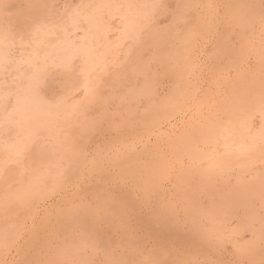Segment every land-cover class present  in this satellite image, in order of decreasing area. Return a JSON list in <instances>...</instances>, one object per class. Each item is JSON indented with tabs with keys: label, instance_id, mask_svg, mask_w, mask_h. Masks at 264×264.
Returning <instances> with one entry per match:
<instances>
[{
	"label": "rangeland",
	"instance_id": "374dc122",
	"mask_svg": "<svg viewBox=\"0 0 264 264\" xmlns=\"http://www.w3.org/2000/svg\"><path fill=\"white\" fill-rule=\"evenodd\" d=\"M98 1L0 0V264H264V0Z\"/></svg>",
	"mask_w": 264,
	"mask_h": 264
},
{
	"label": "bare ground",
	"instance_id": "6f19581e",
	"mask_svg": "<svg viewBox=\"0 0 264 264\" xmlns=\"http://www.w3.org/2000/svg\"><path fill=\"white\" fill-rule=\"evenodd\" d=\"M99 1H100V0H99ZM99 1H98V2H99ZM106 1H107V0H106ZM116 1H117V0H116ZM125 1L127 2V0H125ZM139 1H140V0H139ZM139 1H137V2H139ZM249 1H250V0H249ZM93 2H94V1H93ZM95 2H96V0H95ZM104 2H105V1H104ZM120 2H122V1H120ZM126 2H125V3H126ZM131 2L135 3L134 0L131 1ZM143 2H144V1H143ZM151 2H154V1L151 0ZM246 2H248V1H246ZM88 3H90V1H88ZM100 3H101V2H100ZM106 3H107V2H106ZM108 3H109V2H108ZM108 3H107V6H108ZM110 3H111V0H110ZM110 3H109V5L112 4V3H111V4H110ZM122 3H124V2H122ZM141 3H142V1H141ZM147 3H149V2H147ZM154 3H155V2H154ZM253 3H254V1H253ZM91 4H92V2H91ZM94 4H95V3H94ZM96 4H97V3H96ZM103 4H104V3H103ZM155 4H156V3H155ZM155 4H154V5H155ZM97 5H98V4H97ZM97 5H95V6H97ZM101 5H102V4H100V5L98 6V8L101 7ZM114 5H115V4H114ZM129 5H130V4H129ZM135 5H136V3H135ZM139 5H140V4H139ZM144 5H145V2H144ZM150 5H151V4H150ZM150 5H148V6H150ZM158 5H159V4H158ZM249 5H251L250 8L252 9V4L250 3ZM86 6H87V5H86ZM95 6H94L93 8H95ZM104 6H105V5H104ZM123 6H124V4H123ZM125 6H126V5H125ZM125 6H124V7H125ZM141 6H142V5H141ZM148 6H147V7H148ZM243 6H244V5H243ZM246 6H247V3H246ZM254 6H255V5H254ZM90 7H91V6H90ZM120 7H122V6H120ZM120 7H119V8H120ZM142 7H143V6H142ZM244 7H245V6H244ZM84 8H85V5H84ZM96 8H97V7H96ZM98 8H97L96 10H99V9H100V8H99V9H98ZM110 8H111V7H110ZM112 8H113V7H112ZM125 8H128V7L126 6ZM135 8H136V6H135ZM138 8H139V7L137 6V9H138ZM149 8H150V7H149ZM151 8H152V7H151ZM250 8H249V9H250ZM76 9H78V8H76ZM82 9H83V8H82ZM86 9H87V8H85V10H86ZM106 9H107V8H106ZM123 9H124V8H122L123 15H124V14H125V13H124V10H125V9H124V10H123ZM128 9H129V8H128ZM137 9H136V10H137ZM144 9H145V8H144ZM249 9H248V10H249ZM253 9H254V8H253ZM79 10H81V7H80ZM83 10H84V9H83ZM85 10H84V11H85ZM92 10H93V9L91 8V12H92ZM107 10H108V9H107ZM109 10H110V9H109ZM111 10L114 11L113 9H111ZM118 10H120V9H118ZM131 10H133V8H131ZM142 10H143V8H142ZM146 10H147V8L145 9V11H146ZM148 10H149V9H148ZM153 10H154V9H153ZM77 11H78V10H77ZM86 11H87V10H86ZM104 11H105V10H104ZM112 11H111V12H112ZM115 11H116V10H115ZM140 11H141V10H140V8H139V12H140ZM75 12H76V11H75ZM75 12H74V10H73V13H75ZM78 12H80V11H78ZM99 12H100V11H99ZM119 12H120V11H119ZM126 12H128V11L126 10ZM136 12H137V11H136ZM139 12H137V14H139ZM76 13H77V12H76ZM76 13H75V15H76ZM89 13H90V12H89ZM97 13H98V12H97ZM100 13H101V12H100ZM102 13H103V12H102ZM104 13H105V12H104ZM115 13H116V12H115ZM129 13H130V12H129ZM142 13L144 14V12H142ZM147 13H148V11H147ZM150 13H151V11H150ZM82 14H83V13H82ZM82 14H81V15H82ZM90 14H92V13H90ZM90 14H88V15H90ZM98 14H99V13H98ZM118 14H120V13H118ZM143 14L141 15V12H140L139 17H140V18L143 17L146 13H145L144 15H143ZM70 15H71V14H70ZM72 15H73V14H72ZM77 15H78V13H77ZM86 15H87V14H86ZM114 15H115V14H114ZM116 15H117V14H116ZM121 15H122V13H121ZM121 15H120V16H121ZM140 15H141V16H140ZM82 16H83V15H82ZM82 16H81V17H82ZM91 16L93 17V16H96V15H91ZM97 16H98V15H97ZM97 16H96V17H97ZM99 16H100V15H99ZM107 16H108V14H107ZM109 16H112V15H109ZM124 16H125V15H124ZM133 16H135V12H134V15H133ZM133 16H132V17H133ZM69 17H70V16H69ZM89 17H90V16H89ZM89 17H88V18H89ZM100 17H101V16H100ZM136 17H137V16H136ZM145 17H146V16H145ZM71 18H72V17H71ZM74 18H75V16H74ZM82 18H83V17H82ZM84 18H86L85 15H84ZM88 18H86V19H88ZM111 18H112V17H111ZM115 18L118 19L117 16H116ZM122 18H123V17H122ZM122 18H119V19H122ZM125 18H127V17H125ZM75 19H76V18H75ZM75 19H73V20L75 21ZM79 19H80V17H79ZM89 19H90V18H89ZM89 19H88V20H89ZM92 19H93V18H91V20H89V21H92ZM100 19H101V18H100ZM102 19H103V18H102ZM102 19H101V20H102ZM116 19H115V20H116ZM131 19H132V18H130V20H131ZM133 19H134V18H133ZM133 19H132V20H133ZM68 20H69V19H68ZM70 20L72 21V19H70ZM83 20H84V19H83ZM98 20H99V19H98ZM108 20H109V19H108ZM108 20H107V21H108ZM111 20H112V19H111ZM124 20H125V19H124ZM126 20H127V19H126ZM139 20H140V19H139ZM142 20H143V19H142ZM79 21H80V20H79ZM117 21H118V20H117ZM127 21H128V20H127ZM127 21H126V25H127V23H128ZM140 21H141V20H140ZM84 22H85V21H84ZM87 22H88V21H87ZM93 22H94V20H93ZM130 22H132V21H130ZM135 22H137V21L135 20ZM68 23H69V22H68ZM72 23H74V22H72ZM76 23H78L77 20H76ZM96 23H97V22H96ZM101 23H102V21H100V28H99V29H101V26H102ZM104 23H105V21H104ZM106 23H107V22H106ZM132 23H134V22H132ZM90 24H91V23H90ZM98 24H99V23H98ZM109 24H111V23H109ZM129 24H130V23H128V25H129ZM134 24H135V23H134ZM142 24H143V23H142ZM70 25H71V24H70ZM94 25H96V24H94ZM94 25H93L92 27H94ZM117 25H119V24H117ZM130 25H131V24H130ZM130 25H129V26H130ZM139 25H140V23H139ZM75 26H76V25H75ZM105 26H106V25H105ZM105 26H104V27H105ZM111 26H112V24H111ZM113 26H114V25H113ZM115 26H116V25H115ZM122 26H124V21H123V25H122ZM70 27L72 28V26H70ZM78 27H80V26H78ZM84 27H85V26H84ZM87 27H88V25H87ZM102 27H103V26H102ZM131 27H132V26L129 27V30H130V31H131V29H130ZM135 27H137V25H136ZM65 28H66V27H65ZM85 28H86V27H85ZM89 28H90V27H89ZM96 28H98V27L96 26ZM115 28H116V27H115ZM127 28H128V27H127ZM133 28H134V27H132V29H133ZM57 29H58V28H57ZM91 29H92V28H91ZM93 29H94V28H93ZM104 29H105V28H104ZM108 29H109V28H108ZM117 29H118V28H117ZM120 29H121V28H120ZM124 29H125V31L127 32L125 26H124ZM124 29H121V30L124 31ZM71 30H72V29H71ZM75 30H76V32H77L78 29H75ZM82 30H83V29H82ZM85 30H86V29H85ZM88 30L90 31V29H88ZM88 30H87V31H88ZM114 30H115V29H114ZM129 30H128V31H129ZM136 30H137V29H136ZM58 31H59V29H58ZM61 31H62V30H61ZM87 31H86V32H87ZM98 31H99V30H98ZM104 31H105V30H104ZM106 31H108V30H106ZM110 31L112 32V30H110ZM115 31H116V30H115ZM118 31H120V30L118 29ZM130 31H129V32H130ZM53 32H54V31H53ZM55 32H56V31H55ZM62 32H64V31H62ZM62 32H59V34H56V33H55V34L58 36V35H60V33L62 34ZM68 32H69V30H68ZM72 32H73V31H72ZM82 32H83V31H82ZM99 32H101V31H99ZM102 32H103V31H102ZM129 32H128V33H129ZM133 32H135V31H133ZM45 33H46V32H45ZM49 33H50V32H49ZM49 33H48V34H49ZM64 33H65V32H64ZM73 33H74V32H73ZM83 33H84V32H83ZM93 33H96V31L94 30ZM93 33H92V34H93ZM106 33H107V32H106ZM112 33H113V32H112ZM121 33H122V32H121ZM128 33H125L126 36H127ZM53 34H54V33H53ZM98 34H99V33H98ZM118 34H120V33H118ZM125 34H124V35H125ZM130 34H132V32H131ZM130 34H128V36H129ZM42 35H43V34H42ZM45 35H46V34H45ZM45 35H44V36H45ZM62 35H63V34H62ZM62 35H61V36H62ZM82 35H83V34H82ZM84 35H87V34H84ZM84 35H83V36H84ZM120 35H121V34H120ZM136 35H137V34H136ZM46 36H47V35H46ZM46 36H45V37H46ZM50 36H51V35H49V37H50ZM74 36H76V35L74 34ZM78 36H79V35H78ZM78 36H77V37H78ZM96 36H97V35H96ZM101 36H103V35L101 34ZM109 36H110V35H109ZM118 36H119V35H118ZM51 37H52V36H51ZM54 37H55V36H54ZM80 37H81V35H80ZM80 37H78V38L80 39ZM103 37H104V36H103ZM106 37H108V36H105V39H106ZM112 37H113V36H112ZM122 37H123V34H122ZM52 38H53V37H52ZM64 38L67 39V38L64 36V37H63V40H64ZM88 38H89V37H87L86 40H87ZM94 38H95V37H94ZM94 38H93V39H94ZM96 38H99V37H96ZM110 38H111V37H110ZM110 38H109V39H110ZM114 38H115V37H113V39H114ZM116 38H117V37H116ZM116 38H115V40H116ZM43 39H44V37H43ZM49 39H50V38H49ZM59 39H61L60 36H59ZM82 39H83V38H82ZM84 39H85V38H84ZM103 39H104V38H103ZM117 39H118V38H117ZM121 39H122V38H121ZM7 40H8V39H7ZM40 40H42V39H40ZM46 40H47V43H48V38H46ZM52 40H53V39H52ZM57 40H58V39H57ZM61 40H62V39H61ZM74 40H75V39H74ZM44 41H45V39H44ZM58 41H59V40H58ZM58 41H57V42H58ZM64 41H66V40H64ZM64 41H62V42H64ZM78 41H80V43H81L82 40H78ZM94 41H96V40H94ZM98 41H99V40H98ZM104 41H105V40H104ZM109 41H111V40H109ZM109 41H107V42H109ZM117 41H118V40H117ZM263 41H264V40H263ZM2 42H4V41H2ZM36 42H37V39H36ZM57 42H56V43H57ZM62 42L60 41L61 44H62ZM66 42H68V40H67ZM66 42H64V44H65ZM69 42H70V41H69ZM83 42H84V41H83ZM86 42H88V40H87ZM105 42H106V41H105ZM113 42H114V44L117 45L118 42H120V41H118L117 43H115L116 41H113ZM222 42H223V41H222ZM0 43H1V42H0ZM38 43H42V41H41V42H38ZM38 43H37V44L35 43L36 46L38 45ZM54 43H55V42H54ZM56 43H55V44H56ZM60 43H59V44H60ZM84 43H85V42H84ZM88 43H90V42H88ZM94 43H96V42H94ZM99 43H100V42H99ZM99 43H98V44H99ZM102 43H103V41L101 42V45H102ZM1 44H5V43H1ZM35 44H34V46H35ZM45 44H46V43H45ZM48 44H49V45H48ZM48 44H46V47H44L45 49L47 48V45L50 46V42H49ZM51 44H53V43H51ZM64 44H63V45H64ZM66 44H67V43H66ZM70 44H71V43H70ZM85 44H87V43H85ZM104 44H105V46H106L107 43H104ZM114 44H113V45H114ZM263 44H264V43H263ZM42 45H44V43H43ZM71 45L73 46V44H71ZM90 45H93V44H90ZM99 45H100V44H99ZM111 45H112V44H111ZM2 46H3V45H2ZM36 46H35V47H36ZM51 46H52V45H51ZM56 46H57V44H56ZM58 46H59V45H58ZM66 46H67V45H66ZM75 46H76V45H75ZM94 46H95V45H94ZM105 46H104V49H106ZM37 47H38V46H37ZM37 47H36V51H37ZM42 47H43V46H42ZM52 47H54V45H53ZM52 47H51V48H52ZM78 47H79V46H78ZM83 47H84V46H83ZM92 47H93V46H91V48H92ZM99 47H100V46H99ZM113 47H114V46H113ZM1 48H2V47H1ZM7 48H8V47H7ZM48 48H50V47H48ZM55 48H57V47H55ZM64 48H66V47H64ZM69 48H70V49H67V50L70 51L72 47H69ZM81 48H82V46H81ZM84 48H85V47H84ZM84 48H83V49H84ZM89 48H90V46H89ZM91 48H90V49H91ZM93 48H94V47H93ZM4 49H5V47H4ZM4 49H3V50H4ZM30 49H34V48H30ZM58 49H59V48H58ZM58 49H57V50L54 49V51L51 50V49H49V51H52L53 53L47 51V54H50V53H51L50 55H51L52 58H53V54H54V52H57ZM76 49H77V47H76ZM83 49H81V50L83 51ZM109 49H112V46H111V48H109ZM109 49H108V50H109ZM3 50H2V53H3ZM55 50H56V51H55ZM60 50H61V48L59 49V52H60ZM63 50H64V49H62V51H63ZM73 50H74V47H73ZM81 50H80V51H81ZM95 50H96V49H95ZM100 50H101V49H100ZM23 51H24V50H23ZM23 51H22V52H23ZM30 51H31V50H30ZM32 51H33V52H36V51H34V50H32ZM32 51H31V53H32ZM44 51H46V50H44ZM75 51H76V50H75ZM84 51H85V52H83V54H86V51H89V49H88V50L84 49ZM91 51H92V49H91ZM102 51H103V50H102ZM5 52H6V51H5ZM8 52H9V51H8ZM22 52H21V53H22ZM27 52L29 53V51H27ZM48 52H49V53H48ZM66 52H67V51H66ZM71 52H72V51H71ZM96 52H97V51H96ZM98 52H99V51H98ZM100 52H101V51H100ZM100 52H99V54H100ZM103 52H104V51H103ZM106 52H107V51H106ZM106 52H104V53H106ZM109 52H110V51H109ZM109 52H107V53H109ZM0 53H1V52H0ZM6 53H7V52H6ZM6 53H5V54H6ZM67 53H68V52H67ZM67 53H66V54H67ZM78 53H79V52H77V54H78ZM107 53H106V55H108ZM3 54H4V53H3ZM3 54H2V56H3ZM5 54H4V55H5ZM18 54H19V53L17 52V57H18ZM25 54H26V53H25ZM33 54H34V53H32V55L29 56L28 58L32 57ZM47 54L45 55V53H43L42 55H43V57H45V56L49 57ZM57 54H58V52L56 53V55H57ZM73 54H74V56H75L76 52L73 53ZM90 54H91L90 57H92V53H90ZM95 54H96V53H94V56H95ZM97 54H98V53H97ZM97 54H96V55H97ZM7 55H8V54H7ZM9 55H10V53H9ZM12 55H13V54H12ZM19 55H20V54H19ZM21 55H23V54H21ZM26 55H28V54H26ZM29 55H30V54H29ZM62 55L64 56V52L62 53ZM70 55H71V53H70ZM79 55H80L81 57H83L82 53L79 54ZM79 55H78V57H79ZM101 55H102V54H101ZM15 56H16V54H15ZM35 56H36V55L33 56L34 59H36ZM63 56L60 57V58L58 59V61H59L60 59L64 58L65 63H67L68 58L71 57V56H66L67 59H66V57H63ZM87 56H88V54H87ZM104 56H105V55H104ZM104 56H101V57H98V56H97V57H98L99 60H100V58H103ZM0 57H1V56H0ZM5 57H6V56H5ZM8 57H11V56H8ZM17 57H16V58H17ZM24 57H25V56H24ZM43 57L41 56V59H43ZM57 57H58V56H57ZM85 57H86V55H85ZM2 58H3V60H4V57H2ZM11 58H12V57H11ZM18 58H19V57H18ZM52 58H51V59H52ZM54 58H55V57H54ZM74 58H75V57H74ZM79 58H80V57H79ZM86 58H87V57H86ZM86 58H85V59H86ZM95 58H96V57H95ZM98 58H97V59H98ZM262 58H263V57H262ZM0 59H1V58H0ZM22 59H24V62H25V63L27 62V61H25V58L22 57ZM30 59H32L31 62L34 61L33 58H30ZM41 59L38 58V60H41ZM44 59H45V58H44ZM44 59H43V60H44ZM51 59H50V61H51ZM65 59H66L67 61H66ZM69 59L72 60V58H69ZM87 59H88V58H87ZM97 59H96V60H97ZM105 59H106V58H105ZM1 60H2V59H1ZM1 60H0V61H1ZM8 60H9V59H8ZM8 60H6V61H8ZM13 60H14V58H13ZM15 60H16V59H15ZM20 60H21V59H20ZM36 60H37V59H36ZM56 60H57V58L55 59V61H56ZM62 60H63V59H62ZM62 60H60L59 63L61 64V62H62V63H63L62 65L66 66V64H65ZM89 60H90V59H89ZM6 61H5V62H6ZM18 61H19V60H18ZM21 61H23V60H21ZM48 61H49V58H48ZM87 61H88V60H87ZM93 61H95V60L92 59V62H93ZM14 62H17V61H14ZM24 62H23V63H24ZM28 62H30L29 59H28ZM28 62H27V63H28ZM34 62H35V61H34ZM37 62H38V61H37ZM41 62H42V61H41ZM41 62H40V63H41ZM51 62L53 63V60H52ZM84 62H86V61H84ZM90 62H91V61H90ZM102 62H104V61H102ZM6 63H7V62H6ZM6 63H5V64H6ZM8 63H9V62H8ZM10 63H11V61H10ZM18 63H19V62H18ZM42 63H43V62H42ZM59 63L56 62V63H53V64H58V65H59ZM86 63H87V62H86ZM98 63H99V61L97 62V64H98ZM225 63H226V62H225ZM13 64H14V63H13ZM19 64L21 65L22 63H19ZM32 64H33V63H32ZM38 64H39V63H38ZM53 64H52V66H54ZM83 64L86 65L85 63H83ZM89 64H91V63H89ZM93 64H94V62H93ZM2 65H4V64H2ZM6 65H8V64H6ZM11 65H12V64H11ZM17 65H18V64H17ZM28 65H29V63H28ZM34 65H35V64H34ZM84 65H82V66H84ZM91 65H92V64H91ZM91 65H90V66H91ZM95 65H96V64H95ZM29 66H30V65H29ZM36 66L40 67L39 65H36ZM48 66H49V65H48ZM87 66H88V64H87ZM93 66H94V65H93ZM3 67H4V66H3ZM5 67H6V66H5ZM5 67H4V68H5ZM8 67H9V66H8ZM14 67H16V66L14 65ZM26 67H27V65H26ZM32 67H33V66H32ZM43 67H44V66H43ZM94 67H95V66H94ZM96 67H97V65H96ZM98 67L100 68V65H99ZM6 68H7V67H6ZM17 68H19V67L17 66ZM24 68H25V67H24ZM30 68H31V67H30ZM44 68H45V67H44ZM82 68H83V67H82ZM89 68H90V67H89ZM89 68L87 67V69H89ZM91 68H92V66H91ZM102 68H103V66H101V69H102ZM10 69H11V72H12L13 67H12V68L10 67ZM14 69L17 70L16 68H14ZM35 69H37V68H34V70H35ZM2 70H3V68H2ZM21 70H22V68H21ZM21 70H20V71H21ZM29 70H30V69H29ZM31 70H33V68H31ZM40 70H42V68H40ZM92 70H93V68H92ZM26 71H27V70H26ZM44 71H45V70H44ZM1 72H2V71H1ZM1 72H0V73H1ZM13 72H14V71H13ZM36 72H37V71H35V73H36ZM84 72H87V71H84ZM84 72H82V73H84ZM7 73H8V72H7ZM7 73H6V74H7ZM17 73L20 74V72H17ZM21 73H22V72H21ZM23 73H24V72H23ZM38 73H41V74H42V71H41V72L38 71ZM87 73L89 74V73H91V71H89V72H87ZM45 74H46V73H45ZM85 74H86V73H85ZM10 75H13V74H10ZM21 75H22V74H21ZM23 75H25V73H24ZM28 75H29V76H36L35 74H34V75H33V74H32V75L28 74ZM15 76H16V75H15ZM15 76H14V77H15ZM25 76H26V75H25ZM85 76H87V75H85ZM0 77H1V75H0ZM18 77H19V76H17V78H18ZM27 77H28V76H27ZM36 77L38 78L39 75L36 76ZM41 77H42V76H41ZM30 78L33 79V77H30ZM37 78H35L36 81H35V79H33L34 82H33L32 79H31V81L33 82L32 87H33V85H34L35 82L38 83V80H39L40 77L38 78V80H37ZM86 78H87V77H86ZM2 79H3V78H2ZM17 80H18V79H17ZM84 80H85V79H84ZM92 80H93V79H92ZM41 81H43V80L41 79ZM0 82H2V81L0 80ZM32 82H31V83H32ZM36 83H35V84H36ZM40 83H41V82H40ZM0 84H1V83H0ZM28 84H29V83H28ZM38 84H39V83H38ZM2 85H3V84H2ZM40 85L43 86V83L40 84ZM40 85H39V87H40ZM34 86L36 87V85H34ZM84 86H85V85H84ZM27 87H28V86H27ZM37 87H38V86H37ZM29 88H31V87H29ZM35 89H37V88H33V89H31V94H32L33 92H35V91H32V90H35ZM38 89H39V88H38ZM40 89H41V88H40ZM89 89H90V88H89ZM87 90H88V89H87ZM41 91H42V90H41ZM29 92H30V90H29ZM40 93H41V92H40ZM31 94H29V95L32 96ZM41 94L43 95V93H41ZM26 95H28V94H25V96H26ZM33 95H34V93H33ZM250 95H251V94H250ZM35 96L38 97L39 95L35 94L34 97H35ZM40 96H41V95H40ZM40 96H39V98H40ZM37 97H36V98H37ZM42 97H43V96H42ZM260 97H261V96H260ZM36 98H34V99H35V101H34L35 105H36V100H37V102H38V99H39V98H37V99H36ZM263 98H264V97H263ZM17 99H18V98H17ZM27 99H29V98H27ZM30 99H31V98H30ZM254 100H258V98H257V99L255 98ZM259 100H260V102H261V99H260V98H259ZM18 101H19V100H18ZM30 101H33V98H32V100H30ZM26 102H27V101H26ZM28 102H29V101H28ZM28 102H27V103H28ZM255 102H257V101H254V102L252 101V103H254V105L257 106V103H255ZM23 103H25L24 100H23ZM34 103H32L33 105H31V106H33L34 108L31 107V106H28V107H29V108H28L29 110H30V107H31V109H33V110L35 109V111H36V110L38 111V109H41V108L43 107L42 105H40V104H42V103H41V100H40V103L38 102L39 106H40V107L42 106L41 108L36 109V108H35L36 106L34 105ZM58 103H59V102H58ZM227 103H228V102H227ZM252 103H251V105H252ZM60 104H61V101H60ZM229 104H230V103H229ZM258 104H260V107L263 108V106H264L263 103H262L263 106L261 105V103H259V101H258ZM232 105H233V104H232ZM246 105H247V104H246ZM246 105L244 104L243 106H246ZM254 105H253V106H254ZM22 106H23V105H22ZM37 107H38V106H37ZM58 107L60 108V106H58ZM228 107H229V106H228ZM230 107H231V106H230ZM246 108H250V107L247 106ZM251 108H255V109H256L255 106H254V107H251ZM251 108H250V109H251ZM257 108H259V107H257ZM28 109H27V108L24 109L25 111L27 110L26 113L28 112ZM42 109H43V108H42ZM255 109H254L255 113H258L259 110H257V112H256ZM55 110H57V109H55ZM60 110H61V108H60ZM60 110L58 109V110H57V113H56V112H55V113L58 114V111H60ZM64 110H65V109H64ZM67 110L70 111L71 109L68 108ZM251 110H252V109H251ZM251 110H250V112H251V116H252V113H253V112H252ZM263 110H264V108H263ZM263 110H262V111H263ZM6 111H7V110H6ZM25 111H24V112H25ZM35 111H34V113H35ZM69 111H68V112H69ZM225 111H226V110H225ZM235 111H236V108H235ZM245 111H247V113L249 112L247 109H246ZM262 111H259V113L262 112ZM4 112H5V111H4ZM51 112H52V111H51ZM61 112H62V111H61ZM63 112H64V111H63ZM70 112H71V111H70ZM233 112H234V110H233ZM31 113H33V112H31ZM38 113L40 114V112H38ZM38 113L36 114L37 116H39ZM64 113H65V112H64ZM247 113H246V116L248 117L249 114L247 115ZM1 114H2V113H1ZM5 114H6V113H5ZM5 114H4V115H5ZM29 114H30V113H29ZM42 114H43V113H41L40 115L42 116ZM48 114H50V113H48ZM51 114H54V113H51ZM61 114H62V113H61ZM231 114H232V113H231ZM27 115H28V114H27ZM33 115H34V117H35V114H33ZM43 115H44V114H43ZM63 115H64V114H63ZM240 115H241V114H240ZM242 115H243V113H242ZM242 115H241V117H240L239 114H238V116H239L241 119L244 117V115H243V117H242ZM253 115H254V114H253ZM255 115H256V114H255ZM260 115L263 116L261 113H260ZM260 115H259V116H260ZM50 116H51V115H50ZM238 116H237V117H238ZM257 116H258V115H257ZM259 116H258V117H259ZM3 117H4V116H3ZM42 117H43V116H42ZM231 117H232V119H231L230 121H233V120H234V121L236 122V120H235L236 118L233 119V116H231ZM247 117H246V119H247ZM6 118H7V115H6ZM45 118H46V117H45ZM248 118H249V117H248ZM254 118H256V117H254ZM259 118H261V117H259ZM38 119H39V117H38ZM43 119H44V118H43ZM46 119H49V120H50V119H52V117H48V118H46ZM229 119H230V118H229ZM241 119H240V121H241ZM2 120H3V119H2ZM35 120H36V119H35ZM39 120H40V119H39ZM244 120H245V118H244ZM248 120H249V119H248ZM257 120H258V119H257ZM260 120H261V119H260ZM260 120H258V121H260ZM41 121H42V119L40 120L39 123L42 124V127H43V125H45L46 122H45V120H43V121L45 122V124H43V123H41ZM226 121H228V120H226ZM226 121H225V122H226ZM240 121H239V122H240ZM245 121H247V120H245ZM254 121H255V120H254ZM235 122H234V123H235ZM239 122H237V123H239ZM241 122H243V121H241ZM251 122H252V121H251ZM261 122H262V121H261ZM39 123H38V126H39ZM234 123H233V124H234ZM237 123H236V124H237ZM246 123H247V122H246ZM222 124H223V123H222ZM47 125H48V124H47ZM208 125H209V124H208ZM228 125H229V124H227V125H225V126L227 127ZM244 125H245V124H244V122H243V125H242L241 127L243 128ZM263 125H264V124H263ZM36 126H37V125H36ZM217 126H218V125H217ZM231 126H232V125H231ZM238 126H239V125H238ZM254 126H256V125H254ZM261 126H262V125H261ZM40 127H41V126H40ZM40 127H39V128H40ZM214 127H215V126H214ZM214 127H213L214 130L211 128V129H212V130H211V134H212L213 131H215V132H217V135H216V136H220V135H222V134L218 135V133H219V131H220V128H219L220 126L217 127L219 131L215 130ZM229 127H230V126H229ZM229 127H228V128H229ZM236 127H237V125H236ZM236 127H235V128H236ZM241 127H240V129H241ZM244 127L246 128L247 126H244ZM205 128H206V127H205ZM217 128H216V129H217ZM221 128H223V127L221 126ZM245 128H243V130H244ZM254 128H255V127H254ZM259 128H260V127H259ZM229 129H230V128H229ZM232 129H233V128H232ZM237 129H238V131H239V127H237ZM237 129H236V130H237ZM246 129H247V128H246ZM260 129H261V128H260ZM222 130H223V129H222ZM261 130H262V129H261ZM261 130H260V131H261ZM263 130H264V129H263ZM241 131H242V130H241ZM241 131H239V132H241ZM246 131H247V130H246ZM246 131H245V132H246ZM252 131H253V130H252ZM256 131H257V130H256ZM52 132H53V131H52ZM207 132H208V131H207ZM209 132H210V131H209ZM209 132H208V133H209ZM220 132H222V131H220ZM224 132H225V131H224ZM224 132H223V135L225 134ZM231 132H232V131H231ZM242 132H243V131H242ZM247 132H248V131H247ZM250 132H251V130H250ZM258 132H259V131H258ZM258 132H255V134H252L253 132L250 133L251 135H250L248 138H246L247 140H245V138H243V137L239 138V140L237 139L238 141H237L236 143H234V146H231V148L233 149V147H234L235 150H236V152H235V151H234V152L237 153L238 155L248 154L250 151L252 152V150H254V147H256V144H257L256 142H257V140L259 141V139L262 138V134H261V132H260V133H258ZM199 134H200V133H199ZM230 134L236 135V133L234 134L233 132L230 133ZM240 134H241V133H240ZM213 135H214V132H213ZM213 135H212V136H213ZM241 135H242V134H241ZM209 136H210V134H209ZM209 136H208V137L205 136V138H209ZM226 136H227V135H226ZM244 136H246V135H244ZM213 137H214V136H213ZM222 137L225 138V136H221V139L224 140V138H222ZM230 137H231V136H230ZM230 137L227 136V138H229V139H230ZM233 137H234V136H233ZM236 137H237V136H236ZM238 137H239V136H238ZM263 137H264V136H263ZM192 138H193V137H192ZM205 138H203V139H205ZM210 138H211V136H210ZM215 138H217V137H215ZM219 138H220V137H219ZM36 139H37V138H36ZM213 139H214V138H211L210 140L212 141ZM229 139H228V141H229ZM231 139H232V137H231ZM233 139H234V138H233ZM233 139H232V141H233ZM208 140H209V139H208ZM208 140H207V141H208ZM217 140H218V138H217ZM223 140H222V141H223ZM261 140H262V139H261ZM214 141H215V140H214ZM214 141H212V142H214ZM218 141H220V140H218ZM222 141H221V142H222ZM232 141L230 140L229 143H228V145H227V146H229V148H230V145H231ZM199 142H200V140H199ZM201 142H202V141H201ZM212 142H211V143H212ZM215 142H216V141H215ZM221 142H219V143H221ZM223 142H224V141H223ZM196 143H197V142H196ZM209 143H210V142H209ZM217 143H218V142H217ZM224 143H225V142H224ZM260 143H261V142H260ZM204 144H205V145H206V144L208 145V143H204ZM204 144H203V145H204ZM225 144H227V143H225ZM258 144H259V142H258ZM213 145H214V144H213ZM14 146H16V145H14ZM210 146H211V145H210ZM222 146L224 147L223 143H222ZM222 146H221V148H223ZM184 147H185V146H184ZM184 147H183V148H184ZM225 147H226V146H225ZM258 147H259V145H258ZM260 147H261V146H260ZM209 148H210V147H209ZM211 148H213V147H211ZM229 148H228V149H229ZM16 149H17V148H14V150H16ZM184 149H185V148H184ZM216 149H217V147H216ZM261 149H262V148H261ZM220 150H221V149H220ZM220 150H219V151H220ZM262 150H263V149H262ZM191 151H193V150H191ZM223 151H224V150H223ZM256 151H257V147H256ZM263 151H264V150H263ZM263 151H262V152H263ZM193 152H194V151H193ZM212 152H213V150H212ZM212 152H211V153H212ZM226 152H229V153H227L228 156L232 153V151L230 152V151H227V150H226ZM226 152H225L224 154H226ZM254 152H255V151H254ZM258 152H259V151H258ZM195 153H196V152H195ZM199 153H200V152H199ZM202 153H203V152H202ZM215 153H216V152H215ZM235 153H234V154H235ZM259 153H260V152H259ZM259 153H258V155H259ZM190 154H192V153H190ZM197 154H198V153H197ZM220 154H221V156H222V153H220ZM227 154H226V155H227ZM234 154H233V155H234ZM255 154H257V153H255ZM200 155H201V154H200ZM205 155H206V156H205V159H206V157L209 158V156H210V155L207 156L208 154H205ZM233 155H232V158H230V159H233V160H234ZM238 155H237V156H238ZM248 155H249V154H248ZM248 155H246V156H248ZM261 155H263V157H264V154H262V153L260 154V157L257 156V155H256V156H257L258 158H261V157H262ZM197 156H198V155H197ZM202 156H204V155L202 154ZM215 156H216V155H215ZM223 156L225 157V155H223ZM223 156H222V157L219 156V157H220V158H223L224 160L227 161V160H228L227 157L224 158ZM230 156H231V155H230ZM251 156H252V158H253V155H251ZM251 156L249 155V157H251ZM241 157H242V156H241ZM257 157H256V159H257ZM263 157H262L261 159H263ZM199 158H200V157H199ZM202 158H203V157H202ZM202 158H201V159H202ZM215 158H216V157H215ZM215 158H214V159H215ZM220 158H218V159H220ZM235 158H236V157H235ZM254 158H255V157H254ZM194 159H195V158H194ZM196 159H197V158H196ZM205 159H204V160H205ZM212 159H213V157H212ZM244 159H247V158H243V161H244ZM208 160H210V159H208ZM221 160H222V159H221ZM235 160H237V159H235ZM249 160H250V158H249ZM251 160H253V159H251ZM257 160H258V159H257ZM196 161H197V160H196ZM202 161H203V160H202ZM205 161H206V160H205ZM205 161H204V162H205ZM217 161H218V160H217ZM217 161L215 160V162H217ZM246 161H247V160H246ZM224 162H225V161H223V164H224ZM229 162H230V160H229ZM233 162H234V161H233ZM238 162H239V161H238ZM249 162H250V161H249ZM251 162H252V161H251ZM257 162H258V161H257ZM257 162H256V163H257ZM225 163H226V162H225ZM241 163H242V162H241ZM209 164L212 165L211 163H208V165H209ZM217 164H219V163H217ZM217 164H216V165H217ZM223 164H220V165L222 166ZM230 164H231V163H229V165H227V166H230ZM251 164H252V163H251ZM214 165H215V164H214ZM245 165H246V164H245ZM247 165H248V163H247ZM254 165H255V164H254ZM212 166H213V165H212ZM231 166H232V165H231ZM217 167H218V166H217ZM224 167H225V166H224ZM240 167H241V166L239 165V168H240ZM242 167H243V166H242ZM252 167H253V165H252ZM215 168H216V167H215ZM220 168H221V167H220ZM237 168H238V167H237ZM244 168H245V167H244ZM206 169H207V168H206ZM217 169H218V168H217ZM225 169H226V168H225ZM225 169H224V170H225ZM229 169H230V168H229ZM229 169H228V170H229ZM245 169H247V168H245ZM218 170H219V169H218ZM220 170H221V169H220ZM241 171H242V169H241ZM247 171H248V169H247ZM216 174H217V173H216ZM254 175H256V174L254 173ZM263 175H264V174H263ZM217 177H218V176H217ZM211 178H212V177H211ZM237 180H238V179H237ZM244 181H245V180H244ZM245 186H246V185H245ZM245 186H244V187H245ZM236 190H237V189H236ZM237 198H238V197H237ZM222 199H223V198H222ZM243 203H244V201H243ZM251 206H252V205H251ZM251 206H250V207H251ZM247 208H248V207H247ZM254 210H255V209H254ZM255 212H256V210H255ZM215 214H216V212H215ZM207 216H208V215H207ZM205 217H206V216H205ZM213 217H214V216H213ZM251 217H252V219H253V217H254V219H255L256 214L253 215V214L251 213ZM211 218H212V217H211ZM218 218H219V217H218ZM208 219H209V218H208ZM212 220H213V218H212ZM255 220H256V219H255ZM247 221H248V220H247ZM251 221H252V220H251ZM215 222H216V221H215ZM208 223H209V221H208ZM248 223H249V222H248ZM251 223H252V222H251ZM248 225H249V224H248ZM250 227H251V226H250ZM248 228H249V227H248ZM254 230H256V229H254ZM250 233H251V232H250ZM1 235H2V234H1ZM253 235H254V234H253ZM253 235H252V237H253ZM254 237H255V236H254ZM3 240H4V239H3ZM255 249H256V248H255ZM244 251H245V250H244ZM239 252H240V251H239ZM242 255H243V254H242ZM260 256H261V255H260Z\"/></svg>",
	"mask_w": 264,
	"mask_h": 264
}]
</instances>
